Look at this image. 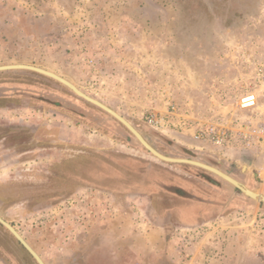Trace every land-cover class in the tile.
Wrapping results in <instances>:
<instances>
[{
  "label": "rangeland",
  "instance_id": "1",
  "mask_svg": "<svg viewBox=\"0 0 264 264\" xmlns=\"http://www.w3.org/2000/svg\"><path fill=\"white\" fill-rule=\"evenodd\" d=\"M8 64L60 75L162 154L264 194V139L193 138L262 124L264 0H0ZM205 173L154 159L53 79L0 72V218L44 264H264V203L241 195L210 220L166 214L183 189L168 178L205 176L226 189ZM0 264H36L2 226Z\"/></svg>",
  "mask_w": 264,
  "mask_h": 264
},
{
  "label": "flooded vegetation",
  "instance_id": "2",
  "mask_svg": "<svg viewBox=\"0 0 264 264\" xmlns=\"http://www.w3.org/2000/svg\"><path fill=\"white\" fill-rule=\"evenodd\" d=\"M126 120V119H125ZM131 125V124H130ZM132 126V125H131ZM133 127V126H132ZM125 128V127H124ZM126 129V128H125ZM127 130V129H126ZM141 135V134H140ZM142 136V135H141ZM143 137V136H142ZM144 138V137H143ZM144 140L153 148L155 149L158 153L162 154L159 150H157L156 148H154L145 138ZM137 141V140H136ZM138 142V141H137ZM146 150V149H145ZM147 151V150H146ZM148 152V151H147ZM149 153V152H148ZM150 154V153H149ZM154 159L166 163V164H177V163H167L164 161H161L159 159H157L156 157H154L152 154H150ZM164 155V154H162ZM166 156V155H164ZM166 157H170V156H166ZM171 158H175V157H171ZM182 159H189V158H182ZM190 160H194V159H190ZM198 161V160H195ZM201 162V161H199ZM204 163V162H201ZM206 164V163H204ZM180 165H187V164H180ZM208 165V164H207ZM190 167H194L191 165H187ZM211 166V165H210ZM214 167V166H212ZM198 168V167H195ZM216 168V167H214ZM201 169V168H198ZM220 171H222L223 173L227 174L228 176L232 177L233 179H235L236 181H238L236 178H234V176H232V174H230L229 172H224V170L216 168ZM224 169V168H223ZM204 170V169H201ZM204 172H207L205 174H210L213 177L215 176L216 178H218L219 180L223 181L224 183L228 184L226 185V189L224 190V185L220 182L217 181V179H208L205 176H195L193 180H183L182 178H175V179H169L168 181H172V184L174 182L180 183L183 182V189H178L177 193L179 194V196H177L178 200H179V204L172 207V209H167V213L169 215V217L173 220H180V221H193V219H214V217L216 215L217 218H225L228 216L229 213L221 215L223 214L221 212L227 210L228 208H230L232 205H235L233 203H245L242 201L241 195H243L240 191H238L236 188H234L231 184L227 183L226 181H224L223 179H221L220 177L214 175L211 172H208L206 170H204ZM161 177H164V174L162 172V174H159ZM209 175V176H210ZM158 176V177H160ZM167 176H165L166 178ZM210 178V177H208ZM167 179L164 181L166 182ZM239 182V181H238ZM240 183V182H239ZM242 184V183H241ZM228 186V187H227ZM245 186V185H244ZM246 187V186H245ZM247 188V187H246ZM234 189V190H233ZM248 189V188H247ZM250 190V189H249ZM238 192L239 195H235L233 193ZM252 191V190H251ZM244 196V195H243ZM245 197V196H244ZM247 198V197H246ZM249 199V198H248ZM261 204V203H258ZM219 213V214H217ZM2 219V218H1ZM3 220V219H2ZM6 222V221H5ZM9 224V223H8ZM2 226V225H0ZM3 227V226H2ZM4 228V227H3ZM5 229V228H4ZM6 230V229H5ZM7 231V230H6ZM8 232V231H7ZM9 233V232H8ZM10 234V233H9ZM11 235V234H10ZM12 236V235H11ZM13 237V236H12ZM14 238V237H13ZM15 239V238H14ZM16 240V239H15ZM17 241V240H16ZM17 243L23 248V246L17 241ZM23 250H25L23 248ZM26 251V250H25ZM26 253L30 256V258L35 262V260L33 259V257L26 251ZM36 263V262H35ZM44 263V262H43ZM37 264V263H36Z\"/></svg>",
  "mask_w": 264,
  "mask_h": 264
},
{
  "label": "water",
  "instance_id": "3",
  "mask_svg": "<svg viewBox=\"0 0 264 264\" xmlns=\"http://www.w3.org/2000/svg\"><path fill=\"white\" fill-rule=\"evenodd\" d=\"M14 70L31 71V72L46 76L62 84L63 86L68 88L72 93H74L79 98L101 109L102 111L110 115L112 118H114L116 121H118L123 127L127 129V131L138 141V143L144 149H146L150 154H152L157 159L167 162V163L187 164V165H191L194 167L204 169L220 177L227 183L231 184L234 188L240 191L245 197L257 203H264V194H260V193L247 189L243 184L239 183L232 177L228 176L227 174L223 173L222 171L210 165L201 163L199 161L190 160V159L166 157L158 153L144 140V138L140 135V133L134 127H132L130 123L126 121L122 116H120L117 112L113 111L112 109H110L103 103L99 102L98 100L86 95L85 93L80 91L74 84H72L67 79L61 77L60 75L52 71H49V70H46V69H43L37 66L28 65V64L0 65V72L14 71ZM0 225H2L23 246V248L33 257V259L35 260L37 264H44L41 258L38 256V254L30 247V245L22 238V236H20V234H18V232L10 224H8L7 222H5L4 220L0 218Z\"/></svg>",
  "mask_w": 264,
  "mask_h": 264
},
{
  "label": "built area",
  "instance_id": "4",
  "mask_svg": "<svg viewBox=\"0 0 264 264\" xmlns=\"http://www.w3.org/2000/svg\"><path fill=\"white\" fill-rule=\"evenodd\" d=\"M251 99V96H247L244 98V100ZM243 100V101H244ZM242 101V107L245 105V103ZM250 107V106H249ZM247 108V107H243ZM262 124L260 126L256 127H250L248 129L247 133L240 134L239 136H236L235 133H228L223 127L220 126V128L216 129V127H212L209 129L208 133H204L203 131H199L197 134L193 136L195 140H200V139H207L209 141H212L216 146H228L232 145L233 143L238 142H243L245 146H249L252 143H259L260 140L264 139V119L261 122Z\"/></svg>",
  "mask_w": 264,
  "mask_h": 264
},
{
  "label": "bare ground",
  "instance_id": "5",
  "mask_svg": "<svg viewBox=\"0 0 264 264\" xmlns=\"http://www.w3.org/2000/svg\"><path fill=\"white\" fill-rule=\"evenodd\" d=\"M246 105V104H245Z\"/></svg>",
  "mask_w": 264,
  "mask_h": 264
}]
</instances>
